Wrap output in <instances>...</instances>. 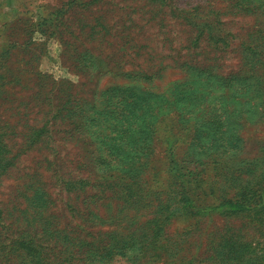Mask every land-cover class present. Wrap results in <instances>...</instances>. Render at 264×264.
<instances>
[{"label": "rangeland", "instance_id": "rangeland-1", "mask_svg": "<svg viewBox=\"0 0 264 264\" xmlns=\"http://www.w3.org/2000/svg\"><path fill=\"white\" fill-rule=\"evenodd\" d=\"M36 259L264 264V0H0V264Z\"/></svg>", "mask_w": 264, "mask_h": 264}, {"label": "trees", "instance_id": "trees-1", "mask_svg": "<svg viewBox=\"0 0 264 264\" xmlns=\"http://www.w3.org/2000/svg\"><path fill=\"white\" fill-rule=\"evenodd\" d=\"M76 183H80L81 186H86L87 185V182L85 180H83V179H77ZM231 249H233V251H235V252H238L237 247L232 246ZM37 251L38 250H36V249L35 250H30L28 248L29 256H33L34 258H37V256L39 255V254H36ZM39 263H40L39 260L36 259V264H39Z\"/></svg>", "mask_w": 264, "mask_h": 264}]
</instances>
